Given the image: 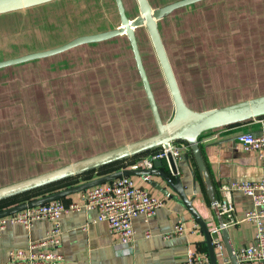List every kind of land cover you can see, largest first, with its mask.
I'll list each match as a JSON object with an SVG mask.
<instances>
[{"label":"crops","instance_id":"crops-1","mask_svg":"<svg viewBox=\"0 0 264 264\" xmlns=\"http://www.w3.org/2000/svg\"><path fill=\"white\" fill-rule=\"evenodd\" d=\"M75 1L79 0H54L35 6L47 7L50 5L51 9L47 10L51 12L47 15L52 16L50 19H53L54 22L51 21L52 24L43 26L44 40L45 42L51 40V42H46L44 49L32 52L61 46L81 35L113 30L121 24L115 0H107V4L111 8L107 20H102L101 9L92 13L90 10H84L86 7L79 10L80 13L73 12V10L68 11L67 9H73L75 5L73 2ZM133 1L124 0L125 5L128 4L127 2L132 3ZM149 1L153 8H157L178 0L159 4H155L153 0ZM206 1L208 0H201L196 3L201 4ZM244 1L243 4H249L259 0ZM18 11L21 10L9 13ZM255 14L258 16L257 13ZM2 15L5 14L0 16ZM165 17L159 20L160 23ZM94 26L98 27L94 28ZM46 27H49V30H46ZM88 27L90 28L88 29ZM123 35H118V37ZM115 37L84 43L51 56L29 60L32 61L31 63H37L42 81L37 82V89H33L36 92L32 91V99L28 104V108L31 107V110H24L29 117L23 123L21 122V125L19 122L14 124L11 117L14 100L9 93L8 86L0 89V92H5L0 95V98H3L1 100L3 103L0 105V126L3 125L1 128L10 135L12 131L16 132L19 128L25 129L27 132V135L25 133L26 136L21 135L23 132L16 136L19 139L23 138L21 142L14 143L11 138L16 139V137H6L0 133V187L56 168V166L54 168L47 167L49 164L64 162L61 164L62 166L145 136L140 134L138 137L126 139L127 134H134L135 127L142 126L143 95L145 100H147V96L134 56L132 57L133 52H131L129 40L127 39V42L124 40L115 41ZM54 40H57V43H54ZM50 43L52 44L47 45ZM128 51H130L129 55L127 54ZM167 52L172 57L171 52ZM171 60L179 78L178 68L173 58ZM262 61L253 62V69L247 68L252 64L248 60L245 63L247 67L243 70L235 67V76L234 78L231 76L235 81L232 84L234 87L231 88L234 95L232 98L228 97L229 99L226 98L224 101L202 108L191 104L184 97L186 103L194 110L204 111L264 95V62ZM135 73L137 75H134ZM131 75H134L137 82L132 86L129 84V89L125 91L127 89L125 79ZM231 78H226L225 81L228 82ZM52 82L54 86H52ZM7 84L6 82L5 85ZM24 88L23 86L20 90L25 96ZM34 97L36 101H34ZM63 97L67 98L65 105H68L64 108L61 106ZM35 105L36 107H34ZM125 105L128 106L127 109L134 108L135 113L133 123L131 122L129 126H127L124 118ZM146 105L144 106L146 107ZM135 108L138 109V113H136ZM90 111H93V115L90 114ZM127 112L130 113L129 110ZM31 113L32 116L30 117ZM120 113H122V117ZM145 113L148 115H144L145 118H150V114L152 117L150 107L149 110L148 108L145 110ZM3 115L7 116L2 117ZM162 115L164 117L163 113ZM30 118L35 120L31 121ZM172 118L173 116L167 121ZM35 122L38 124L37 127L33 124ZM36 129L40 130L34 131ZM261 130L262 125L258 118H253L245 122L210 130L201 135L200 148L215 187L217 199L222 196L219 186L223 181L231 179L258 181L262 178L263 168L258 152L245 150L238 145L240 134ZM20 136L22 137L20 138ZM14 144L18 147L14 148ZM25 150L30 154H23ZM146 155L144 153L129 158L127 162L141 159ZM163 162L160 167L161 170L169 172L166 160ZM122 163L124 162H120L116 164L115 168L108 170L115 171L119 169ZM177 167L186 194L189 198L194 199V206L208 221L211 229L219 226V217L212 207L211 198L191 149L184 150L183 157L178 160ZM106 171H91L89 172L90 175L78 178L71 185L81 184L100 177ZM132 177L136 184L143 186L153 196L164 199V204L158 209L157 214L148 221L143 216H137L133 219L136 236L132 250L129 251L128 248L119 244L118 238L111 233L107 222L96 221V210L69 212L61 218L63 229L61 251L68 264H181L191 252H197L201 255L208 253L206 238L202 231H189L183 235L168 236L173 231L177 221L182 219L189 228H192L196 220L179 195L167 185V182L161 176H150L151 180L157 181L163 188L169 190V196L149 181L144 180L143 175ZM172 177L174 176L172 175ZM78 196L79 193H76L67 197L65 201L77 199ZM234 199L235 217L240 219L252 205V200L240 192L234 194ZM51 227L52 222L49 219L39 220L31 228L22 224H8L0 234V264H5L11 250L26 247L31 241L43 239ZM226 230L235 252L242 246L252 244L255 240L256 227L252 223L241 222L228 226ZM146 231L150 232V236L145 235ZM218 235L224 241L223 232L220 231ZM225 253L229 256L226 245ZM230 264H232L231 261Z\"/></svg>","mask_w":264,"mask_h":264},{"label":"rangeland","instance_id":"rangeland-1","mask_svg":"<svg viewBox=\"0 0 264 264\" xmlns=\"http://www.w3.org/2000/svg\"><path fill=\"white\" fill-rule=\"evenodd\" d=\"M79 1L73 2V5L75 4L73 9L67 10L80 13L79 10L86 7L84 10H90L92 13L98 12L101 9L100 13L103 16L102 20L109 19L111 8H109L107 0ZM166 1L171 0H153L155 4L164 3ZM243 1L244 0H208L201 4L196 3L177 9L161 21L165 39L164 44H166L165 47H167L168 51L171 52V59L173 58L178 68V79L183 95L187 101L197 107L202 108L209 106L234 96L231 88L234 87L232 84L235 81H233L232 78L235 76L236 66L243 70L247 67L245 63L248 60L252 62V64L247 68L253 69V62H260V60L264 62V0H259L256 3L251 2L249 4H243ZM127 3V13L129 17L133 19L140 13L138 2L134 0L132 3ZM49 7L50 5L47 7H32L30 9H24L0 16V61L22 56L35 50H42L45 48L46 42H51V40L45 42L43 28L44 25H50L54 22L53 19H50L52 16L49 14L47 15V13L51 12L47 10L51 9V7ZM255 13H257L258 16H256ZM96 27L98 26H94V28ZM89 28L90 27H88V29ZM46 30H49V27H46ZM137 34L145 68L149 74L162 113L164 114V119L167 121L174 113V104L170 91L147 28L145 26L139 27L137 29ZM114 39L115 41H126L128 37L127 35H123L121 37L117 36ZM54 41V43H57V40ZM51 44L52 43L47 45ZM126 48H128L127 45ZM127 54L129 55L130 51H128ZM31 62L29 61L28 63L0 68V89L4 86L7 88L8 86L9 93L14 100L13 113L11 115L14 124L15 122H19V125H21L23 121L29 117L24 110H31V107L28 108V104L32 99V91L36 92L33 89H37V82L42 81L40 79L41 72L39 73L37 63ZM241 63H244V65H241ZM134 75H137V73ZM134 75L128 76L125 79V86L127 88L125 91L129 89V84L132 86L137 82ZM226 78L231 79L227 82L225 81ZM6 82L8 83L7 85H5ZM23 86L25 87L23 89L26 92L25 96L20 90ZM52 86H54L53 82ZM4 93L5 92H0V95ZM2 99L3 98H0V105L3 103L1 102ZM34 101H36L35 97ZM61 101L63 102L61 105L63 108L68 106L65 105L67 101L66 97H63ZM145 104H147L146 107L149 110V104L143 95L142 126L135 127L134 134H127L126 139L138 137L140 134L147 137L156 132V126L151 114L150 118H145L144 116H148L145 113V110H147L144 106ZM34 107H36V105ZM127 107L124 118L126 119L125 122L127 126H129L131 122L133 123L135 113L133 111L134 108L132 109L131 107L127 109ZM128 110L130 113L127 112ZM137 110L138 109L135 108L136 113H138ZM90 114L93 115V111H90ZM120 115L122 117V113H120ZM6 116L7 115H3L2 117ZM31 116L32 113L30 114V117ZM30 119L31 121L35 120L32 118ZM33 124L35 127L38 126L36 122ZM1 127H3V125L0 126V133L6 137H16L22 132V136L27 135L25 129L22 130L19 128L16 132L12 131L10 135V133H6V130L4 131ZM39 130L36 129L34 131L38 132ZM22 136H20V138ZM22 138L19 139V137H16V139H11L14 143L21 142ZM17 147L18 145L14 144V148ZM23 154L30 153L25 150ZM62 163L64 162H56L47 165V167L54 168V166H56L57 168L61 166ZM115 166L116 165H110L102 170L106 171L115 168ZM90 174L91 173H86V175L76 176L52 186L50 185V187L22 194L7 201H2L0 203V209L28 201L33 197L41 195L43 192L55 191L57 189H63L64 187L68 188L72 186L71 184L78 178H83Z\"/></svg>","mask_w":264,"mask_h":264},{"label":"water","instance_id":"water-1","mask_svg":"<svg viewBox=\"0 0 264 264\" xmlns=\"http://www.w3.org/2000/svg\"><path fill=\"white\" fill-rule=\"evenodd\" d=\"M51 1L54 0H0V15L35 7ZM115 1L121 18V24L117 28L96 34L81 35L61 46L52 49L32 52L22 56L2 60L0 61V68L37 58L51 56L84 43L103 41L123 34L127 35L137 65V69L139 71L141 81L144 86V90L154 117L156 133L138 139L136 141H132L124 145L112 148L110 150H106L101 153H97L59 166L57 168L33 175L31 177L1 186L0 202L15 196L22 195L24 193L56 184L58 182L119 162L132 156L145 153L160 146L168 148L170 143L173 141H184L189 145V148L193 152L207 192L211 198L212 204L214 205V210L219 217V225L222 227L221 231L223 232L224 242L228 249L231 263L239 264L236 252L232 247L229 235L227 234V230L224 227L223 218L220 216L216 208V190L202 155V151L200 148V137L203 133L210 130L264 116V95L204 111H197L192 109L186 103L182 94L179 82L177 80L175 71L173 69L163 41L158 22L160 19L170 14L174 10L199 2L201 0H178L157 8H153L149 0H137L140 14L133 19H131L127 13V8L124 0ZM140 26H145L147 28L172 97V101L174 104V115L170 121L165 122L162 118L155 93L153 91L147 70L144 65L143 56L141 54L136 34V29ZM167 158L170 163L169 172L161 170L160 168L164 163L163 159L155 160L154 167L152 168L119 169L94 178L92 180H88L81 184L64 188L45 196L34 198L1 209L0 217L7 216L28 207H33L51 202L53 200L72 196L73 194L91 188L93 186L106 183L117 177L158 175L161 176L167 182V185L179 195L187 209L192 213L195 220L199 223L206 238L205 242L208 247V253L212 264H220L215 254L212 233L208 221L205 220L199 210L194 206V199L189 198L186 194L177 164L175 162L173 154L170 151L167 154ZM170 173L174 177H172ZM148 181L155 187L163 191L165 194H170L169 190L167 188H163L157 181H153L151 179H149Z\"/></svg>","mask_w":264,"mask_h":264},{"label":"built area","instance_id":"built-area-1","mask_svg":"<svg viewBox=\"0 0 264 264\" xmlns=\"http://www.w3.org/2000/svg\"><path fill=\"white\" fill-rule=\"evenodd\" d=\"M258 120L262 130L240 134L238 145L245 150L258 152L263 168L262 178L258 181L231 179L221 182L219 187L222 196L216 202V208L223 218L225 228L241 222L252 223L256 227L253 243L242 246L236 252L239 264H264V116L258 117ZM188 149L190 148L186 142L173 141L168 148L161 146L151 150L141 159L123 161L119 169L152 168L157 159L166 160L170 168L168 152L173 154L178 165L184 150ZM143 178L148 181L150 176L143 175ZM237 192L243 193L252 200V205L240 219L235 217L234 194ZM163 204L164 199L153 196L143 186L136 184L132 176H121L81 191L77 199L70 201L57 199L0 217V234L10 223L31 228L42 219H49L52 222L51 229L43 239L31 241L26 247L11 250L5 264H68L61 251L63 236L61 218L66 213L82 210H96V221L107 222L111 233L118 238L119 244L130 251L136 236L133 219L143 216L148 221L157 214ZM212 207L214 209L213 204ZM221 230L220 225L211 229L215 254L220 264H230L231 259L225 253L224 241L218 235ZM189 231L201 232L202 229L197 221H194L193 227L189 228L181 219L177 221L168 236L183 235ZM145 235L150 236V232L146 231ZM181 264H212V262L208 253L201 255L191 252Z\"/></svg>","mask_w":264,"mask_h":264},{"label":"trees","instance_id":"trees-1","mask_svg":"<svg viewBox=\"0 0 264 264\" xmlns=\"http://www.w3.org/2000/svg\"><path fill=\"white\" fill-rule=\"evenodd\" d=\"M140 27H142V26H140ZM139 28V27H138ZM137 28V29H138ZM137 29H136V34H137ZM159 29H160V32H161V35H162V38H163V41H164V43H165V39H164V36H163V32H162V27H161V23H160V21H159ZM137 38H138V34H137ZM129 40V39H128ZM138 42H139V39H138ZM130 43V42H129ZM166 45V44H165ZM131 46V45H130ZM139 46H140V43H139ZM140 50H141V48H140ZM168 51V50H167ZM134 56V55H133ZM169 57H170V55H169ZM170 60H171V57H170ZM144 61V60H143ZM171 63H172V66H173V69H174V71H175V68H174V65H173V62H172V60H171ZM144 65H145V63H144ZM148 73V72H147ZM175 74H176V77H177V73H176V71H175ZM148 76H149V74H148ZM150 79V78H149ZM177 80H178V77H177ZM151 82V81H150ZM178 82H179V80H178ZM152 85V84H151ZM179 85H180V83H179ZM152 88H153V86H152ZM180 88H181V86H180ZM154 91V90H153ZM181 91H182V89H181ZM154 93H155V91H154ZM183 93V92H182ZM155 96H156V93H155ZM156 99H157V96H156ZM147 101H148V99H147ZM157 102H158V99H157ZM148 104H149V102H148ZM158 105H159V108H160V104H159V102H158ZM149 107H150V105H149ZM160 111H161V108H160ZM152 112V111H151ZM161 115H162V112H161ZM152 117H153V114H152ZM162 118H163V120L165 121V119H164V117H163V115H162ZM249 120H251V119H249ZM153 121H154V117H153ZM246 121H248V120H246ZM166 122V121H165ZM245 122V121H244ZM154 124H155V122H154ZM156 126V125H155ZM156 133V132H155ZM161 147V146H160ZM160 147H157V148H154V149H158V148H160ZM154 149H152V150H154ZM151 151V150H150ZM147 152H149V151H147ZM147 152H145V153H147ZM142 154H144V153H142ZM142 154H138V155H135V156H132V157H130V158H134V157H137V156H140V155H142ZM127 159H129V158H127ZM127 159H124V160H121V161H119V162H116V163H113V164H110V165H116V164H118V163H120V162H123V161H126ZM110 165H107V166H104V167H101V168H98V169H96V170H102V169H104V168H106V167H108V166H110ZM120 168V167H119ZM117 169V168H116ZM117 170H119V169H117ZM94 171V170H93ZM116 171V170H115ZM91 172V171H90ZM109 172H113V171H106L105 173H104V175L105 174H107V173H109ZM87 173H89V172H87ZM84 174H86V173H84ZM82 175V174H81ZM73 178V177H72ZM72 178H69V179H72ZM65 181V180H64ZM62 182V181H61ZM59 183V182H58ZM52 185H54V184H52ZM51 185V186H52ZM77 185V184H76ZM72 186H75V185H72ZM46 187H50V185L49 186H46ZM46 187H43V188H46ZM69 187H71V186H69ZM43 188H40V189H43ZM67 188V187H66ZM39 190V189H38ZM59 190H61V189H59ZM58 189L57 190H53V191H49V192H43V193H41V195H38V196H36V197H33V198H31V199H34V198H38V197H41V196H45V195H47V194H50V193H53V192H56V191H59ZM34 191H36V190H34ZM31 192H33V191H31ZM29 193V192H28ZM78 193H80V192H78ZM24 194H26V193H24ZM74 195V194H73ZM16 197V196H15ZM70 197V196H69ZM12 198H14V197H12ZM12 198H9V199H12ZM67 198V197H66ZM66 198H62V199H66ZM9 199H6V200H4V201H7V200H9ZM31 199H29V200H31ZM2 202V201H1ZM0 202V203H1ZM5 208H7V207H5ZM2 209H4V208H2ZM1 210V209H0Z\"/></svg>","mask_w":264,"mask_h":264}]
</instances>
